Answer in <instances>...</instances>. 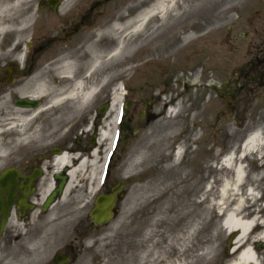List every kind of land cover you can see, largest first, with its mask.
I'll list each match as a JSON object with an SVG mask.
<instances>
[{
  "label": "flooded vegetation",
  "instance_id": "1",
  "mask_svg": "<svg viewBox=\"0 0 264 264\" xmlns=\"http://www.w3.org/2000/svg\"><path fill=\"white\" fill-rule=\"evenodd\" d=\"M114 2L117 0H0V28L7 36L3 38L2 51L18 45L17 38L21 36L25 57V28L30 27L26 60L19 72L28 82L34 77L32 66L36 62L39 73L53 71L57 64L75 58L79 49L84 52L87 44L92 42V39L88 40V34L93 32ZM248 7L249 16L242 22L246 31L240 43L234 34L236 22L227 30L229 45L223 53L217 51L221 42L220 29L213 32L209 27L206 32L199 26L197 18L187 21H193L198 39L187 46L185 58H189L192 52V59L209 65V74L203 76L202 87L210 98L205 111L213 112L214 117L205 122L203 116L197 192L204 194L210 185L211 200L216 197L214 193L221 178L215 170L220 156L230 151L237 152L247 135L254 132H258L264 142V0H249ZM202 24L205 26L204 20ZM176 31V38L161 36L159 41H165L166 45L171 39L168 47H179L183 33L181 26ZM13 67L12 59L0 55V94L7 93L9 82L15 79L5 75L7 70L13 72ZM125 102L129 107L122 111L120 124L123 128L119 130L118 141L112 151L105 147L106 143L99 141L106 119L98 115L99 106L80 114L64 112L67 111L66 106L44 112V101L40 100L38 109L25 108V111L38 112L32 123L27 125L28 135L40 129L41 139L26 140L25 155L21 157L20 165L13 167L23 176L18 183L25 187V210L18 211L17 206H13L4 229L0 231V264H75L85 254H94L102 240L108 244L112 240H120L122 230L115 229L118 223H137L135 215L126 216L124 211L125 203L136 190L135 175L128 171L137 154L144 149L149 152L148 143L140 138H146L150 125L156 123L158 117L152 113L155 103L152 99L140 101L128 94ZM226 126L233 129V138L227 135ZM64 155L69 158L68 162L57 166L56 160ZM79 157L88 162L84 181L77 179L76 188L65 195L68 174L74 164L72 159ZM249 167L251 177H260L264 189V167ZM135 179L140 182L141 177ZM62 184V195L44 210L48 199ZM117 185L122 187L110 208L111 219L108 223L96 225L91 213L97 200L108 195ZM74 197L75 200L72 199ZM22 198V195L18 197ZM261 216L255 217L252 210L242 214V217L262 221L264 211ZM20 223L22 238L13 226ZM62 232L64 234L60 236ZM13 241L24 244L21 254L11 253ZM46 241L55 251L46 261L38 257L32 259L31 253L44 250Z\"/></svg>",
  "mask_w": 264,
  "mask_h": 264
},
{
  "label": "rangeland",
  "instance_id": "2",
  "mask_svg": "<svg viewBox=\"0 0 264 264\" xmlns=\"http://www.w3.org/2000/svg\"><path fill=\"white\" fill-rule=\"evenodd\" d=\"M157 1L120 0L111 3L108 8L109 12L103 15L93 32L88 34V40H97L100 43L101 34L109 29L112 24L123 23L124 20L151 11ZM183 2H187L192 7H188L185 11L182 10L180 6ZM248 3L249 0H177L175 11L166 12L163 17L151 16L142 32L131 39L141 44V48L143 45L147 46L145 55L144 50H142L141 55H138L135 59L136 63L134 65H131V63L126 64L120 58L111 64L112 71L108 70L106 76H109L112 72L116 75V78L101 87L100 93L90 103L89 110L94 106L104 105L106 102L110 103L115 93L119 95V89L124 84L125 87L132 89L130 94L136 100L152 99L155 102L151 110L152 113L158 115L156 117L160 122L158 123L157 120L156 123L150 125L146 138H140V140L148 143V148L150 145L152 146L150 147L151 152L137 154L129 166V174L135 175L133 182H135L134 188L136 190L132 198L125 203L124 211L126 216L129 213L136 215L137 223L131 226L122 222L118 223L115 229L122 230L121 240H112L111 244H107L102 240L99 249L94 254H85L75 264H129V257L135 259L133 264H228L243 248L247 247L252 248L258 255L261 264H264V239L260 240L259 234L253 235V232H251L244 240L242 248L232 254V248H235L233 235L222 229V223L218 220L221 215L213 209L208 199H206L207 204L205 207H200L196 191L198 173L201 169L198 166L201 163V153L198 147L201 140L199 128L204 122L202 116H204L205 122L212 120L214 117L213 112L205 111L210 98L209 95H205L202 87L203 75H205V72L209 74V65L207 63L191 62L192 60L189 58L192 56V52L189 58H185L186 49L179 52L180 47L171 45L168 48V41L176 38L175 34L166 42L167 46L164 45L166 48L164 55L161 54V48L156 51L157 45H150L152 40L165 35V32L168 31L166 29H169L173 24L182 22L184 29L185 26H188L186 22L188 18L194 17V11L199 9V12L195 15L201 16L207 26L208 22H212L214 29L221 27V42L217 51L220 50L223 53L229 45L230 37L226 34L227 29L235 22H237V27L234 34L237 35V41L240 43L243 32L246 31V27L242 22H245V18L249 16L247 14L249 10ZM210 14L213 19H210ZM189 24L193 25L192 22ZM201 26H203L202 22ZM29 28V26L25 28V47L30 37ZM186 33L188 31H185L182 35V45L184 42L187 44L188 40L193 37L191 36L183 42L182 39L185 38ZM188 34L192 35L191 33ZM3 37L4 34L0 33V42ZM17 42L19 44L17 50L9 49L6 52L2 51L0 45V55L12 59L13 65L20 66L23 60L21 45L24 43L21 36L17 38ZM117 44L118 39H115L110 48L106 50L105 59L109 52L116 48ZM99 45L102 46V43ZM82 54L83 52L79 49L77 58L79 55L81 59ZM157 54H160L159 57H156ZM155 57L161 61H149L148 65H139L141 62ZM35 70V74H38L40 71L38 64H36ZM157 70L160 74L166 71L161 83H159V72ZM53 71L47 72L49 77L52 76ZM96 79L98 80L100 77L96 76ZM25 83L26 80L19 78L13 86L8 87L7 93L0 94V103L5 101L4 113L16 114L17 117H22L24 111L16 108L13 102L17 98H25L27 92L33 91L34 86L25 89ZM170 95L176 96L179 101H183L181 112L176 117L169 115L167 106H163L166 100L171 97ZM187 100L190 103L189 107L186 105ZM121 104L122 102L117 104L113 111L108 112V120L104 121L103 132L106 131L107 125L113 118L117 117ZM5 126L10 130L11 126L3 124L0 126V131H6L4 130ZM226 127L227 135L233 138V129L229 126ZM110 129V136L104 141L107 145L116 133L117 125ZM151 129H153L152 138L149 134ZM10 131L12 135L9 138H0L1 142L6 141L10 144V149L0 159V172L7 167L20 165L19 161L25 155V129L14 128ZM160 140H162V146L159 148ZM177 152H180L179 157L176 156ZM243 165L246 167V172H250V167L244 163ZM217 172L227 175L229 173L222 167L218 168ZM137 176L141 177L140 182H136L135 178ZM248 177L252 188L254 190L258 189V179L254 180L249 175ZM79 179L84 181L81 175ZM238 193L239 197H243L244 192L241 189ZM72 199L75 200L76 197ZM255 200L258 199L255 198ZM247 202L245 208L247 209L250 206L247 210H251L253 206L254 212L259 214L257 201L254 204L253 200ZM54 209L57 210L56 207ZM213 219L217 220L213 221ZM13 226L18 232V236L22 238V224ZM258 229L264 228L257 226L254 230ZM150 230L153 232V237L147 240L144 246L148 250L152 248L154 250L143 252L142 235L145 234L143 232H146L148 237ZM62 234L64 233L62 232L60 236ZM23 249L24 244L21 241L11 243L10 251L13 255L21 254ZM54 251L55 248L50 249L46 241L45 249L40 252L34 251V253H31V258L38 257L42 261H46Z\"/></svg>",
  "mask_w": 264,
  "mask_h": 264
},
{
  "label": "bare ground",
  "instance_id": "3",
  "mask_svg": "<svg viewBox=\"0 0 264 264\" xmlns=\"http://www.w3.org/2000/svg\"><path fill=\"white\" fill-rule=\"evenodd\" d=\"M182 10H187L188 7L191 8L192 5L187 2H183L180 6ZM198 8V7H197ZM177 9V0H158L154 8L146 13L139 14L134 18L124 20L123 23H117L107 29L104 33L101 34L102 46H100L97 40L92 41L90 44L88 43L83 56L80 59L79 55L75 58L66 59L63 63L57 64L52 76H48L46 72H40L33 79L28 81L25 85V89L27 87H33V91L27 92L26 97L31 99H41L44 101L43 106L44 112H48L51 109L64 107L66 106L67 113L74 114L77 113L78 110H81L83 107L89 106L93 99L97 94L95 93L96 89L100 88L104 84H108L109 81L114 80L116 75L114 73H110L109 76H106L107 71H112L111 64L117 60L122 59L124 63H136L135 59H137L138 55H141V51H147V46L143 45V49L141 48V44L137 41H132L133 36L140 34L143 30L145 24H147L148 19L151 16L158 15L163 17L166 12L175 11ZM199 9H196L194 13H198ZM194 14V15H195ZM175 26H177L175 24ZM130 29H132L130 31ZM4 31L0 28V33ZM193 35H185L184 40H187ZM115 37L118 39V53L114 55H110L109 52L108 58L105 59L106 50L110 48L113 41H115ZM106 41V42H105ZM145 39L143 40L144 43ZM104 42V44H103ZM106 45V46H105ZM156 51L161 48L162 55L166 53L165 46H157ZM149 54V52H148ZM160 54H157L156 57H159ZM155 57V58H156ZM157 61L160 59L156 58ZM147 61L141 62L139 65L144 66L147 65ZM96 76L100 77V79H96ZM122 100V96L116 93L114 94L111 100V111L115 108L117 104H119ZM4 102L0 103V126L5 124L9 125L10 130L14 128H20V130L25 129V138L24 140L29 141H39L41 139L40 129L34 131V133L28 135L27 133V125L31 124L33 119L35 118L36 112L33 111H24L21 116H16V114L4 113L3 106ZM68 104V105H67ZM42 111V112H43ZM108 120V116L106 118ZM118 118L115 117L113 120L107 125L106 131L101 133V139L104 142L106 138L110 136L111 127L117 124ZM160 121H158L159 123ZM7 130L0 135L1 137L9 138L12 134L11 131ZM261 137L252 136L248 138L244 142V146L237 151L238 158H235L237 155L233 154L222 160L220 163V168L222 167L224 170H227L228 175L225 173H220L221 178L218 182L219 187L216 190V197L214 200L209 199V203H212L213 209L217 210L220 214H223L222 220V229H224L228 234H235L233 239V244L235 248H233V253L236 250L241 249L243 246L244 240L250 235L254 227L257 225V219L251 218L245 220L242 218V214L245 212V205L248 200L254 199V194L250 185H247L248 181V172H246V167L243 165L246 159L242 161L243 158L252 154L253 151L261 149L262 146ZM162 146V140L159 141L158 147ZM152 147L151 145L149 148ZM148 148V149H149ZM10 149V144L6 143V141H0V159L6 154V152ZM151 149V148H150ZM147 152L146 149L140 152L139 154ZM177 157L180 156V152L177 153ZM69 158L64 155L56 160V165L60 166L62 164L67 163ZM73 166L70 168V172L68 174L69 184L67 186L65 195L68 194L71 190L76 188L77 179L83 173L84 170L87 169V161L85 159H72ZM248 174V175H247ZM248 177V178H247ZM247 185V186H246ZM246 186V187H244ZM245 188V189H244ZM240 189L244 191L243 197H239ZM210 192L207 187L204 194L199 195L198 199L200 203V207H205L207 204L206 199L208 198V193ZM64 195V196H65ZM242 211V212H241ZM261 226H264V222L258 223ZM149 235L147 237L146 232L142 235V251L143 252H151L154 250H148L144 244L147 240H150L153 237L152 230L149 231ZM260 240L264 239V229L260 231L259 235ZM129 264L134 262L133 258L129 257ZM139 263V262H138ZM228 264H261L259 261V257L256 252L250 248H243L241 252H239L236 258H233Z\"/></svg>",
  "mask_w": 264,
  "mask_h": 264
},
{
  "label": "water",
  "instance_id": "4",
  "mask_svg": "<svg viewBox=\"0 0 264 264\" xmlns=\"http://www.w3.org/2000/svg\"><path fill=\"white\" fill-rule=\"evenodd\" d=\"M27 105H29V103H27L25 99L17 100L15 102V106L20 107V108H25V106ZM30 106L35 107V104H30ZM105 111H106V107H103L100 113L104 114ZM61 190H62V187L58 189V193H60ZM118 190L119 188L114 189L112 191L111 196L102 199L101 201L102 203L99 205V207H103V206L110 204L114 200L115 194L118 192ZM21 193L23 196H25V188H22L18 184V175L16 171L14 169L5 170L0 175V216L2 215L1 229L4 227L7 216H8V212L14 203L17 204L19 210L25 209V200H16L17 196ZM5 195L8 196L6 202H4ZM50 201L51 200H49L48 203ZM107 220H108V217H104V215H102V217L97 218V219L94 218V221L96 223H103V222H106Z\"/></svg>",
  "mask_w": 264,
  "mask_h": 264
}]
</instances>
